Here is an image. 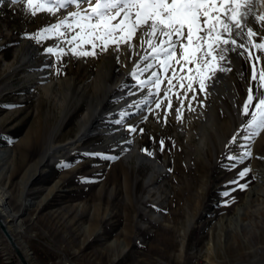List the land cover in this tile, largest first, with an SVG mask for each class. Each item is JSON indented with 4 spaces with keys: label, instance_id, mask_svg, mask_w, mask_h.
Returning a JSON list of instances; mask_svg holds the SVG:
<instances>
[{
    "label": "rangeland",
    "instance_id": "obj_1",
    "mask_svg": "<svg viewBox=\"0 0 264 264\" xmlns=\"http://www.w3.org/2000/svg\"><path fill=\"white\" fill-rule=\"evenodd\" d=\"M60 1L75 0L0 3V149L12 166L9 181L5 185L0 181V187L4 185L0 196H8L14 211L20 208L16 193L22 199L24 192L20 180L17 183L22 170L35 159L24 172L41 163L52 147L73 138L78 132L76 118L85 108L83 102L70 106L60 124L59 105L41 89L30 87L24 68L11 70L26 54L25 46L18 45L29 40L38 46L41 58L51 57L53 79L76 76L84 81L85 64L96 68L95 59L111 49L119 51L121 46L115 45L134 38L122 20L103 16L105 0L63 15L55 9ZM133 1L143 13L159 9L164 0ZM187 3L199 7L198 0H180L166 5L165 12L172 13L171 21L191 28L188 35L193 38L192 26L180 11ZM194 44L179 46L170 57L173 65L167 68L161 63V77L145 85L155 95L146 106L150 121L123 123L139 151L165 168L152 179L156 191L143 199L150 166L127 160L119 138L106 142L105 136L96 135L69 152L52 151L44 174L29 184L26 197L35 202L20 214L24 232H15L29 257L33 234L45 232L46 243L56 248L52 264H74L68 256L79 264H264V46H253L255 72L249 57L241 73L228 65L235 74V93L229 98L218 92L223 102L215 101L214 125L207 126L200 143L196 118L208 114L213 101L200 98L204 78L199 60L208 54L207 71L216 68L218 46ZM118 64L125 67L122 60ZM182 130L191 131L190 139ZM59 180L62 191L55 192L43 210L35 211L44 194L34 187L48 192ZM255 185L260 190L245 213L236 217ZM75 200L85 205L79 217L89 221L84 231L70 220V203ZM65 212L68 216L63 217ZM96 221L101 227H95ZM93 233L90 242L79 248L81 236ZM0 262L19 264L1 232Z\"/></svg>",
    "mask_w": 264,
    "mask_h": 264
},
{
    "label": "bare ground",
    "instance_id": "obj_2",
    "mask_svg": "<svg viewBox=\"0 0 264 264\" xmlns=\"http://www.w3.org/2000/svg\"><path fill=\"white\" fill-rule=\"evenodd\" d=\"M4 1L7 0H0V3ZM178 1L164 0L159 5V9L152 7L149 12L141 13L139 12L140 4L133 0H105L103 16H113L116 20H122L125 27L132 31L134 38L125 44L115 45L121 46L119 51L115 52L111 49L99 60L95 59L96 68L85 64L86 79L84 81L77 79L76 76L53 79V76H50L52 58L49 56L41 58L37 45L29 40L21 41L22 45L18 46H25L26 54H23L21 61L13 65L11 70L24 68V77L28 80L30 87L41 89L43 95L59 105L62 116L60 124L68 115L70 106L79 105L80 102L85 104L84 110L76 118L78 127L76 135L63 144L52 147L43 158H40V162L50 157L52 151L56 154L69 152L67 150L75 149L89 137L102 135L106 137V142L119 138L124 143V157L127 160L134 159L137 165L147 163L150 166L147 177L148 188L143 197L144 200H148L157 188L152 183V179L157 171L162 172L165 168L155 158L139 151L138 142L128 137L123 123L126 121L139 122L141 119L146 122L150 121L146 106L152 103L155 95L153 90L145 85L161 77V63H164L167 68L173 65L171 55L186 42H194L195 46H218L216 51L218 66L216 68L207 71L208 54L199 60L198 71L204 78V92L201 93L200 98L213 101L208 110L209 113L199 114L196 118L200 124L197 127L201 130L199 142L204 143L207 126L213 127L214 125L212 114L217 106L215 101L223 102L221 94L232 98L235 93L236 87L232 79L235 74L228 65L232 63L241 73L244 60L246 61L249 57L252 60L254 72L256 70L252 53L253 46H264V0H198L199 7L190 3L182 5L181 15L192 26L195 35L192 34L193 38L188 35L191 28L171 21L172 13L165 12L166 5H173ZM91 2L93 0H75L67 3L60 1L55 4L56 8H54L63 15L69 11L83 10ZM201 4L204 5L201 6ZM207 19H210L209 23ZM118 59L124 62L125 67L118 64ZM62 86L64 90H61ZM219 91L221 94L218 93ZM112 101H116L115 104ZM182 133L185 139H190V130H182ZM1 156L6 157V154L0 152ZM39 165L40 163L37 162L21 176L20 184L24 191L31 177L35 176L39 170ZM259 190V186L255 185L249 191L245 205L238 207L236 217L245 213L253 196ZM23 193L22 197H24ZM31 204V200H25L26 207ZM20 213L10 209L6 196H0L1 221L18 246L11 231V224L16 223L20 230L23 229ZM19 248L22 250L20 246ZM23 253L28 258L24 251Z\"/></svg>",
    "mask_w": 264,
    "mask_h": 264
},
{
    "label": "crops",
    "instance_id": "obj_3",
    "mask_svg": "<svg viewBox=\"0 0 264 264\" xmlns=\"http://www.w3.org/2000/svg\"><path fill=\"white\" fill-rule=\"evenodd\" d=\"M0 152H1V149H0ZM9 156V155H8ZM35 161H38V159H35V160H33V161H31V162H29L26 166H25V168L28 166V165H30V164H32L33 162H35ZM40 166V165H39ZM3 168H4V170H3ZM5 168H7V170L5 171ZM25 168H24V170H25ZM39 168V167H38ZM12 170V166H11V164L8 162V160H7V156L5 157V156H1L0 157V176H2V174H3V176L0 178V181L1 180H5L4 181V185L6 184V182L7 181H9V179H10V175H11V171ZM24 170H22V172H21V175H20V178H21V176H22V174H23V172H24ZM40 171V172H39ZM37 172H39L38 173V175H40V174H44V171H43V169L42 168H40ZM5 174V175H4ZM7 175V176H6ZM36 175V174H35ZM34 177H37V176H33V177H31L32 179L34 178ZM20 178L17 180V183L19 182V180H20ZM30 178V179H31ZM31 179V180H32ZM30 180V181H31ZM30 181H29V183H30ZM29 183L27 184V186H26V189H25V191H24V198L22 197V199H20V197H19V195L16 193V198L18 199V201H19V203H20V208L18 209V210H16V211H14L13 210V208L9 205V207H10V209L13 211V212H16V213H20L21 214V217H22V215L25 213V211L26 210H28L30 207H32V205H34V202L35 201H33V200H31L30 198H27L26 197V195H27V192H28V187H29ZM60 184H61V180H59V183L58 182H55V184L52 186L53 188L52 189H50L48 192L46 191V190H44V189H42L40 186H35L34 187V189L35 190H37V191H39V193H42V194H44V195H42L41 196V198H40V201L39 202H37L38 203V206H37V208H35V211H41V210H43V208L47 205V204H49V201L51 200V197L55 194V192H59V191H62V189L60 188ZM4 185H2L0 188L1 189H3V186ZM76 189V188H75ZM66 189H64V191H65ZM10 196V195H9ZM49 197V199H48V201H47V198ZM8 198V196L6 197V199ZM26 199H29V200H31V202H32V204H31V206H28V207H26L25 206V200ZM77 199V198H76ZM47 201V202H46ZM76 202H72V203H70V206H71V211H72V213H73V215L71 216V221H73V222H76L77 224H79V226L81 227L82 226V230H83V227L85 226V225H87V224H89V221H86V222H83L82 220H79V217H80V215H82V213H83V211H84V207H85V205H84V203L83 202H78L77 200H75ZM46 202V203H45ZM7 203H9L8 201H7ZM42 205V206H41ZM66 206H68V204H65ZM62 215H63V217H66V216H68V214L65 212V213H62ZM97 222V221H96ZM21 223H22V226H23V229L22 230H20L19 229V225H17L16 223H13L12 222V224H11V231H12V233H13V235L15 236V238L17 239V237H16V235H15V232L18 230V232L20 231V232H24V225H23V222H22V219H21ZM95 227H101V224L99 223V222H97V224H95ZM84 231V230H83ZM98 231H96L95 233H97ZM95 233H93V234H91L89 237H86L85 235H82L81 236V239H79L80 240V245H79V248L80 247H82V246H85L87 243H89L90 242V239L92 238V236H94V234ZM33 239H34V241H33V243H29V244H32V245H30L29 246V248H27L28 249V251H30L31 252V256L29 257L28 256V254L26 253V255L28 256V258H29V263L30 264H52V262H49V261H51V259H53L54 258V252L56 251V248L55 247H53L52 246V244L50 245H48L47 243H46V238H45V232H42L41 233V235H36V234H33ZM79 237V236H78ZM18 242V241H17ZM19 244V243H18ZM19 246H20V244H19ZM22 246V245H21ZM27 247V246H26ZM23 248V247H22ZM78 248V249H79ZM78 249L76 248L74 251H78ZM25 252V251H24ZM68 258L70 259V261H72V262H74V264H79V263H77L75 260H73L72 258H71V256H68ZM64 261H65V263H72V262H70L69 260H66V259H64ZM68 261V262H67ZM0 264H2L1 262H0ZM73 264V263H72Z\"/></svg>",
    "mask_w": 264,
    "mask_h": 264
},
{
    "label": "water",
    "instance_id": "obj_4",
    "mask_svg": "<svg viewBox=\"0 0 264 264\" xmlns=\"http://www.w3.org/2000/svg\"><path fill=\"white\" fill-rule=\"evenodd\" d=\"M48 162H49V160H46V158H45L40 163L39 169L40 168L44 169ZM38 173L39 172H37L35 176L38 177ZM37 177H34L33 179L35 180ZM32 180L30 181V183L32 182ZM0 232L3 235V237L5 238V240L7 241L10 249L13 252V254L15 255L17 262L19 264H30L28 261V258L24 255L23 251L19 248V246L14 241L13 237L10 235L8 230L5 228L3 222L1 221V218H0Z\"/></svg>",
    "mask_w": 264,
    "mask_h": 264
}]
</instances>
